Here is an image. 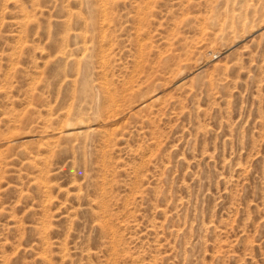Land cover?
<instances>
[{
  "label": "rangeland",
  "instance_id": "374dc122",
  "mask_svg": "<svg viewBox=\"0 0 264 264\" xmlns=\"http://www.w3.org/2000/svg\"><path fill=\"white\" fill-rule=\"evenodd\" d=\"M0 264H264V0H0Z\"/></svg>",
  "mask_w": 264,
  "mask_h": 264
},
{
  "label": "bare ground",
  "instance_id": "6f19581e",
  "mask_svg": "<svg viewBox=\"0 0 264 264\" xmlns=\"http://www.w3.org/2000/svg\"><path fill=\"white\" fill-rule=\"evenodd\" d=\"M248 23V22H247ZM246 28V27H245ZM245 32V31H244ZM76 128V127H75ZM79 129V128H78ZM71 132V131H70ZM71 134V133H70Z\"/></svg>",
  "mask_w": 264,
  "mask_h": 264
}]
</instances>
